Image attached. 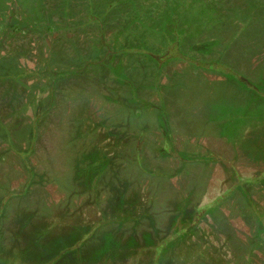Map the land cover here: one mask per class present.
Listing matches in <instances>:
<instances>
[{
	"label": "rangeland",
	"instance_id": "1",
	"mask_svg": "<svg viewBox=\"0 0 264 264\" xmlns=\"http://www.w3.org/2000/svg\"><path fill=\"white\" fill-rule=\"evenodd\" d=\"M261 80L264 0H0V264H264L238 200L179 211L263 164L219 131Z\"/></svg>",
	"mask_w": 264,
	"mask_h": 264
},
{
	"label": "trees",
	"instance_id": "2",
	"mask_svg": "<svg viewBox=\"0 0 264 264\" xmlns=\"http://www.w3.org/2000/svg\"><path fill=\"white\" fill-rule=\"evenodd\" d=\"M218 63H215V64L210 63L209 68L210 66H212L211 69L214 70V72L220 73L218 68H220L221 69L220 71H222V66L219 65ZM229 74L231 75L232 73H229ZM238 83L240 82L238 81ZM243 83H240L238 85H241ZM247 83L248 81H246V83H244L245 85L243 84V86H247L246 85ZM259 85L260 86L253 88V90L255 91L256 97H253L251 101L258 102L260 104L261 102H264V91H263L264 82L262 81V84H259ZM229 106L227 105L225 106L226 111L228 112H229V109H228ZM244 113L246 114L243 115ZM263 119H264L263 109L261 110L258 109L257 112H254V110L251 112V110H247V108L242 110V114L239 117L238 115L230 114L229 116H223L221 118V121L224 124H222L223 130L221 128L219 131L221 132L222 135L227 136L226 139L234 137V135H236L237 133H242L243 129L248 130V127L251 125L250 122H253V124H256L252 126L251 128V130L255 133V135L252 136L251 138L254 139L253 143L257 149V150L255 149L253 150V151H256L254 157L255 159H258L257 160L258 162L263 163V164L261 166H258L257 173L255 174V176L248 178V179H241V180L237 179L236 182H233V186H230V187L225 186V190L222 193L218 194L216 198H214V200L211 201V203H209L207 206L204 205L203 207H201L197 201H195L194 203H191L188 200H183L179 202L180 213L183 212L182 209H184L183 206H185L186 203L188 207H192V206L195 207L194 217L189 218L190 219L189 221L191 220L197 221L201 215H205V214L207 215L208 213H212L216 211L217 207L220 206L222 203L228 200H231V199H235V200H238L239 204H241L240 206L241 216L247 221L250 220V223H255V226L259 229L257 233V241L260 242L259 244L261 245L264 244L263 242V239H264V140L262 137L263 136L262 130L264 129ZM238 129H241V130H238ZM216 149H219V147ZM235 151L238 152V150H235ZM205 156H207V158L209 157L210 160L212 159L211 156H216V160L218 162L223 160V159L222 160L219 159L221 155L217 151H208V153ZM224 159L226 160V162L230 164L232 163V161L230 162L229 158H224ZM228 163L221 164L225 172H227V167L228 165H230ZM227 183L228 181H226L225 185H227ZM238 203L236 202V204ZM188 229L190 230V228ZM261 240H262V243H261ZM252 248H251V251L256 249L255 246L253 249Z\"/></svg>",
	"mask_w": 264,
	"mask_h": 264
},
{
	"label": "flooded vegetation",
	"instance_id": "3",
	"mask_svg": "<svg viewBox=\"0 0 264 264\" xmlns=\"http://www.w3.org/2000/svg\"><path fill=\"white\" fill-rule=\"evenodd\" d=\"M219 104H220V103H219ZM220 105L222 106L223 103H221ZM158 119H159L162 123H163V121L165 120V118H163V115H161ZM209 121H210V120H209ZM220 122H222V121H220ZM165 123H167V121H166ZM221 128H223V125H221Z\"/></svg>",
	"mask_w": 264,
	"mask_h": 264
},
{
	"label": "crops",
	"instance_id": "4",
	"mask_svg": "<svg viewBox=\"0 0 264 264\" xmlns=\"http://www.w3.org/2000/svg\"><path fill=\"white\" fill-rule=\"evenodd\" d=\"M262 245H263V246H262V250H263V248H264V244H262ZM253 248H254V247H253ZM253 248H252V249H253ZM256 249H257V248H256ZM254 250H255V249H254ZM263 251H264V250H263Z\"/></svg>",
	"mask_w": 264,
	"mask_h": 264
}]
</instances>
